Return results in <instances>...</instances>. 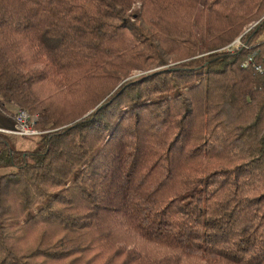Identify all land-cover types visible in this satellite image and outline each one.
<instances>
[{"label": "trees", "instance_id": "trees-1", "mask_svg": "<svg viewBox=\"0 0 264 264\" xmlns=\"http://www.w3.org/2000/svg\"><path fill=\"white\" fill-rule=\"evenodd\" d=\"M17 109L41 133L0 130V264H264V0H0Z\"/></svg>", "mask_w": 264, "mask_h": 264}, {"label": "rangeland", "instance_id": "rangeland-1", "mask_svg": "<svg viewBox=\"0 0 264 264\" xmlns=\"http://www.w3.org/2000/svg\"><path fill=\"white\" fill-rule=\"evenodd\" d=\"M236 41H241V40H240V38H238ZM241 44L243 45L242 42H241ZM138 74H140V73L135 72L129 78L137 76ZM84 96L83 95H78V94H72V93H65V94H63V93H59L58 94L57 93L51 99L50 105L56 111L57 114H61L63 116L75 117L76 118V117H78V116H80L82 114L84 115L85 112L88 109L89 104H90V103L86 102L85 99H83ZM18 110L19 109H17V112H18ZM30 114H33V113L30 112ZM33 115H35V116L37 115L38 116V114H33ZM36 118H37V121H36V124H35V128L40 131L41 129H39V127L37 125L39 117H36ZM36 136L37 135H33V136L28 137L29 144H27V147H32L33 146L34 140L36 138H38V136L37 137Z\"/></svg>", "mask_w": 264, "mask_h": 264}, {"label": "built area", "instance_id": "built-area-1", "mask_svg": "<svg viewBox=\"0 0 264 264\" xmlns=\"http://www.w3.org/2000/svg\"><path fill=\"white\" fill-rule=\"evenodd\" d=\"M241 44V41H236L232 45H230L227 50L234 51ZM251 62V58L244 63V65H248ZM37 115L30 114L27 109H20L16 114V124L13 129H0L5 132L19 135V136H33L38 135L41 132L35 128V124L37 121Z\"/></svg>", "mask_w": 264, "mask_h": 264}]
</instances>
